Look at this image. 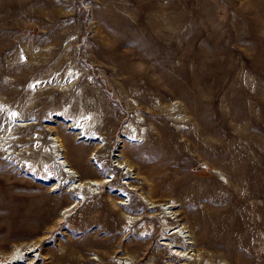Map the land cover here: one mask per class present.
<instances>
[{"label": "rangeland", "instance_id": "374dc122", "mask_svg": "<svg viewBox=\"0 0 264 264\" xmlns=\"http://www.w3.org/2000/svg\"><path fill=\"white\" fill-rule=\"evenodd\" d=\"M0 142V258L264 264V0H0Z\"/></svg>", "mask_w": 264, "mask_h": 264}, {"label": "bare ground", "instance_id": "6f19581e", "mask_svg": "<svg viewBox=\"0 0 264 264\" xmlns=\"http://www.w3.org/2000/svg\"><path fill=\"white\" fill-rule=\"evenodd\" d=\"M218 54V53H217ZM219 54H221V53H219ZM64 88H66V87H64ZM62 89V88H61ZM59 115V114H58ZM51 116V115H50ZM10 119H11V117H9ZM16 120V119H15ZM19 123V122H18ZM20 125H23L22 123H19ZM25 124V123H24ZM26 126H27V124H26ZM50 127V126H49ZM6 129H8L9 130V127L8 126H6ZM78 129H80V126H78ZM88 130H86L85 129V131H83V132H87ZM82 132V131H81ZM35 135L33 134L32 135V138L34 137ZM23 139H25V137L23 136L22 137ZM21 138V139H22ZM29 138V137H28ZM31 138V137H30ZM88 139H89V137H87ZM15 139V138H14ZM38 139V138H37ZM51 139H53V137H51ZM34 140V139H33ZM2 142V141H1ZM1 142H0V144H1ZM3 143V142H2ZM38 143V142H37ZM39 146V145H38ZM42 146V145H41ZM167 147V146H166ZM0 149H1V147H0ZM5 149V148H4ZM40 149V148H39ZM43 149V148H42ZM167 155L165 156V157H163V161H164V163L165 164H167L168 166H173L174 164H173V162H172V164H170V160L172 159V161H173V157H174V154H173V152L167 147ZM59 163V162H58ZM62 165V164H61ZM59 166V165H58ZM60 167V166H59ZM62 169H63V171H64V174L68 177H72V175L70 176L69 174H70V171L69 170H67V168H65L64 166H62ZM61 170V169H60ZM62 172V171H61ZM56 177V176H55ZM52 178V177H51ZM67 179V178H66ZM73 179V178H72ZM72 179H70V180H72ZM69 180V181H70ZM52 181V180H51ZM68 181V182H69ZM105 181V180H104ZM107 181V180H106ZM109 181V180H108ZM64 182V181H63ZM77 182V181H76ZM49 183H50V181H49ZM66 183H67V181H66ZM85 184L87 183L90 187H92V186H94V185H97L98 183L97 182H95V181H93V180H86L85 182H84ZM254 183H256V181L254 180ZM63 184V183H62ZM69 184V183H68ZM72 184L73 183H71L70 184V186H71V188H67L65 191H68L69 189H70V191L72 192V190H74V191H76L78 194H76L77 196H75L76 198H75V200L74 201H71V205L70 206H68L64 211V214H63V217L65 216V214H66V212H68V211H70L72 208H75L77 205H80L81 204V202L85 199V201H86V199H87V197H88V195H89V193H90V191H88L87 193L88 194H86V191H85V195L84 196H80V194L79 193H81V192H79V191H77V189H74L75 188V186H76V188H78L77 187V185H74V187H72ZM64 185V184H63ZM66 185V184H65ZM58 186V185H57ZM61 186V185H60ZM56 186H54V188H55ZM61 187H63V186H61ZM53 188V187H52ZM64 188V187H63ZM69 192V191H68ZM84 193V192H83ZM70 194V193H69ZM74 194V193H73ZM68 196H70V195H68V193H67V195H66V197L68 198ZM37 201V203H33L32 204V206H31V208L29 207V210H27V212H23V214H24V217H26V218H29V219H31V218H33V219H38V218H43V216L47 213V211H49L48 209H47V206H45L44 204H47V201L45 200V197H43L42 199H38V200H36ZM121 202V201H120ZM57 203V202H56ZM122 203H124L123 201H122ZM58 204V203H57ZM56 205V204H55ZM173 204H171V206H172ZM78 207V206H77ZM53 208V207H52ZM56 209V208H55ZM53 211L55 212L56 210H54V208H53ZM162 211H164V210H162ZM68 215V214H67ZM165 216V215H164ZM166 218H169L168 219V221H167V223H166V229H165V232H164V241L162 242V243H164V244H169L170 245V243H172L173 244V246H172V250H174L173 251V253L171 254V253H167V255L168 256H178V257H183V258H187L186 256H183V254H181V252H184L183 250H179V248H180V245H178V243L179 242H175V241H177V240H179V238H180V244H182L181 246H184L185 245V243H186V241L187 242H191V240H186V239H184V237H183V234L176 228L177 226H179L180 227V225H174V224H172V222H171V219H174V217H172V215H170V214H168V215H166L165 216ZM182 238V239H181ZM175 239H177V240H175ZM173 242H175V244L173 243ZM178 245V246H177ZM38 248H36V249H34V250H37ZM171 249V248H170ZM34 250L32 249V247L31 246H27V245H25V246H23V245H18V246H15L14 248H12V250H10V252L8 253V254H6L5 255V257H3V258H0V261H1V264H37V263H39L38 262V258H37V254H35L34 253ZM165 253V252H164ZM164 253H162V254H164Z\"/></svg>", "mask_w": 264, "mask_h": 264}]
</instances>
